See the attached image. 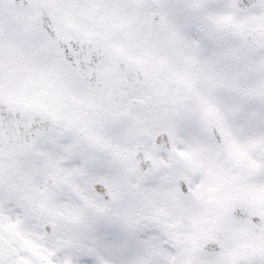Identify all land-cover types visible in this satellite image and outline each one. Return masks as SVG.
<instances>
[{"label": "snow or ice", "instance_id": "snow-or-ice-1", "mask_svg": "<svg viewBox=\"0 0 264 264\" xmlns=\"http://www.w3.org/2000/svg\"><path fill=\"white\" fill-rule=\"evenodd\" d=\"M0 264H264V0H0Z\"/></svg>", "mask_w": 264, "mask_h": 264}]
</instances>
